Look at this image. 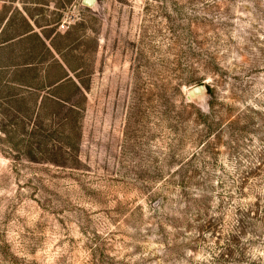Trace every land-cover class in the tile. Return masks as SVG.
Returning a JSON list of instances; mask_svg holds the SVG:
<instances>
[{"label": "rangeland", "instance_id": "obj_1", "mask_svg": "<svg viewBox=\"0 0 264 264\" xmlns=\"http://www.w3.org/2000/svg\"><path fill=\"white\" fill-rule=\"evenodd\" d=\"M0 264H264V0H0Z\"/></svg>", "mask_w": 264, "mask_h": 264}, {"label": "water", "instance_id": "obj_2", "mask_svg": "<svg viewBox=\"0 0 264 264\" xmlns=\"http://www.w3.org/2000/svg\"><path fill=\"white\" fill-rule=\"evenodd\" d=\"M95 2H96V0H83V4H85L87 6H92ZM204 91H208L207 86H204V85L196 86L190 90L189 98L201 95Z\"/></svg>", "mask_w": 264, "mask_h": 264}, {"label": "trees", "instance_id": "obj_3", "mask_svg": "<svg viewBox=\"0 0 264 264\" xmlns=\"http://www.w3.org/2000/svg\"><path fill=\"white\" fill-rule=\"evenodd\" d=\"M208 92H212V89L210 86H208ZM60 105V103H58Z\"/></svg>", "mask_w": 264, "mask_h": 264}]
</instances>
